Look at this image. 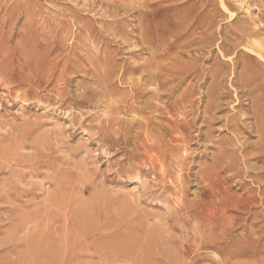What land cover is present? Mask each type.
<instances>
[{
    "label": "rangeland",
    "instance_id": "374dc122",
    "mask_svg": "<svg viewBox=\"0 0 264 264\" xmlns=\"http://www.w3.org/2000/svg\"><path fill=\"white\" fill-rule=\"evenodd\" d=\"M119 1L0 0V264H264V0Z\"/></svg>",
    "mask_w": 264,
    "mask_h": 264
},
{
    "label": "bare ground",
    "instance_id": "6f19581e",
    "mask_svg": "<svg viewBox=\"0 0 264 264\" xmlns=\"http://www.w3.org/2000/svg\"><path fill=\"white\" fill-rule=\"evenodd\" d=\"M120 1H125V0H120ZM119 1V2H120ZM132 1V0H131ZM139 1V0H138ZM12 2V1H11ZM125 2H128L127 0L125 1ZM125 2H124V4H125ZM135 2V1H134ZM140 2V1H139ZM221 3L224 5V7H226V9H227V11H229V12H231V10H230V8L228 7V5H227V3L224 1V0H222L221 1ZM241 3H242V1H241ZM247 3H248V1H247ZM130 4H132L131 2H130ZM136 4H137V0H136ZM256 4V3H255ZM143 6V5H142ZM137 9V8H136ZM244 9H245V7H244ZM259 9V8H258ZM53 13V12H52ZM55 14V13H54ZM118 14V13H117ZM232 14V13H231ZM234 14V13H233ZM253 17V16H252ZM255 19V18H254ZM73 22H74V20H72ZM57 22V21H56ZM135 24V23H134ZM263 24V23H262ZM130 27H131V24H130ZM129 27V28H130ZM219 27V26H218ZM134 31V30H133ZM64 32V31H63ZM69 32H71V31H69ZM243 33V32H242ZM68 35V34H67ZM134 40V39H133ZM135 41V40H134ZM125 43H126V41H125ZM134 43V42H133ZM135 44H136V42H135ZM139 43H138V41H137V44H136V46H139L138 45ZM255 44L259 47V48H261L262 49V43H260L259 41H257L256 40V42H255ZM131 46V45H130ZM134 46V45H133ZM133 46H131V47H133ZM247 48H249V47H247ZM251 49V48H250ZM249 51V50H248ZM196 52V51H195ZM137 53H139V52H137ZM142 53V52H141ZM191 53V52H190ZM198 53V52H197ZM143 54V53H142ZM142 54H140V55H142ZM236 54V53H235ZM256 54L260 57V58H262V59H264V56H263V54L259 51V52H256ZM140 58H141V56H139ZM148 57V56H147ZM186 57V56H185ZM144 60H146L145 58H143ZM156 60V59H155ZM147 61V60H146ZM145 61V62H146ZM153 61V60H152ZM152 61H150V62H152ZM139 62H141V61H139ZM148 62V61H147ZM146 62V63H147ZM157 63H161V62H157ZM155 64H156V62H155ZM153 66V65H152ZM151 66V67H152ZM146 68V67H145ZM150 69V68H149ZM148 69V70H149ZM141 71V70H140ZM150 71V70H149ZM149 71H147V72H149ZM153 72H154V70H153ZM152 71H151V73H153ZM141 73H142V71H141ZM135 74H136V72H135ZM142 74H144V73H142ZM154 74V73H153ZM152 74V75H153ZM128 75H130V74H128ZM148 75V74H147ZM232 81V80H231ZM230 81V82H231ZM144 84V83H143ZM20 97H21V95H20ZM233 105V104H232ZM227 106V105H226ZM243 109V108H242ZM21 111V110H20ZM244 112V111H243ZM248 114H250V113H248ZM243 115H244V113H243ZM247 120V119H246ZM5 122V121H4ZM56 123V122H55ZM7 124V123H6ZM57 125V124H56ZM61 125V124H60ZM251 125V124H250ZM3 126V125H2ZM4 127V126H3ZM62 129V128H61ZM251 129V128H250ZM229 130V129H228ZM6 132H7V130H6ZM10 141V140H9ZM233 142V141H232ZM240 143V142H239ZM242 145V144H241ZM22 148H24V147H22ZM26 148V147H25ZM21 150V149H20ZM185 151V150H184ZM261 153V152H260ZM242 154V153H241ZM24 159H26V158H24ZM1 160V159H0ZM245 161V160H244ZM1 167V166H0ZM6 168V167H5ZM7 170V169H6ZM9 171V170H8ZM139 176V175H138ZM141 176V175H140ZM138 178H140V177H138ZM21 181V180H20ZM20 181H19V183H20ZM139 181H140V179H139ZM23 182V181H22ZM141 182V181H140ZM24 185H26V184H24ZM164 185V184H163ZM27 186V185H26ZM31 186V185H30ZM8 188V187H7ZM40 190H38V192H39ZM136 191V190H135ZM8 193H9V191H8ZM136 193H137V191H136ZM178 194V193H177ZM125 195V194H124ZM127 195H129V194H127ZM179 196V195H178ZM131 197V196H130ZM140 197V196H139ZM138 197V198H139ZM142 198V197H141ZM180 199H181V197H180ZM136 200V199H135ZM140 200V199H139ZM135 202V201H134ZM179 202H180V200H179ZM142 203V202H141ZM171 206V205H170ZM173 206V205H172ZM141 207V206H140ZM172 208V207H171ZM174 208V207H173ZM176 208V207H175ZM169 209V208H168ZM174 210V209H173ZM169 211H171V210H169ZM188 212V211H187ZM4 214H6V213H4ZM215 214V213H214ZM187 229V228H186ZM192 230V229H191ZM193 231H195V230H193ZM198 231V230H197ZM196 232V231H195ZM189 234V233H188ZM196 234V233H195ZM165 235V234H164ZM192 235V234H191ZM188 237V236H187ZM164 242V241H163ZM171 242V241H170ZM162 243V242H161ZM166 243V242H165ZM173 246V245H172ZM164 247V246H163ZM163 249V248H162ZM173 249V248H172ZM144 251V250H143ZM222 251V250H221ZM217 253L215 252V255H216ZM189 255V254H188ZM218 255V254H217ZM216 255V256H217ZM221 255V253L219 254V256ZM14 256V255H13ZM184 256H185V254H184ZM192 256V255H191ZM208 256H210V255H208ZM218 257V256H217ZM230 257V256H229ZM125 258V257H124ZM210 258V257H209ZM221 259V258H220ZM219 259V260H220ZM189 260H191L190 258H189ZM223 262V261H222Z\"/></svg>",
    "mask_w": 264,
    "mask_h": 264
}]
</instances>
